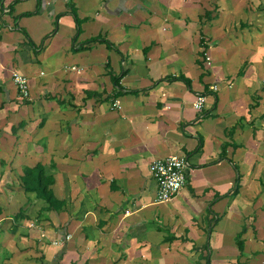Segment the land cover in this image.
<instances>
[{
    "label": "crops",
    "instance_id": "crops-1",
    "mask_svg": "<svg viewBox=\"0 0 264 264\" xmlns=\"http://www.w3.org/2000/svg\"><path fill=\"white\" fill-rule=\"evenodd\" d=\"M39 1L0 0V264H264V0ZM38 163L58 213L21 185Z\"/></svg>",
    "mask_w": 264,
    "mask_h": 264
},
{
    "label": "built area",
    "instance_id": "built-area-1",
    "mask_svg": "<svg viewBox=\"0 0 264 264\" xmlns=\"http://www.w3.org/2000/svg\"><path fill=\"white\" fill-rule=\"evenodd\" d=\"M205 56L208 62L211 61L208 55L205 54ZM12 79L18 89L20 99H29L31 93L28 78L18 71H13ZM212 91H218V87L214 86ZM207 99L208 97L205 93L198 94L193 103L195 110L198 112L203 111L206 107ZM112 107L113 109L121 110V106L117 102ZM190 169V162L184 155H172L164 159L154 160L151 164L150 171L157 183V196L155 201L157 203H165L179 195L187 183ZM67 238L69 239L70 236Z\"/></svg>",
    "mask_w": 264,
    "mask_h": 264
},
{
    "label": "trees",
    "instance_id": "trees-1",
    "mask_svg": "<svg viewBox=\"0 0 264 264\" xmlns=\"http://www.w3.org/2000/svg\"><path fill=\"white\" fill-rule=\"evenodd\" d=\"M38 9L36 13L40 11V1L38 0ZM74 16L76 18V22L78 26L81 25V21L78 19L77 15L74 13ZM211 16L209 12H206L204 14V18H207ZM24 34L27 35V33L23 30ZM97 39L91 40L89 43L97 42ZM106 42V41H105ZM108 45H110L108 42H106ZM202 47L205 48L202 52L205 53L207 49V45L204 44V38L201 40ZM180 80H183L186 84L190 85V82L188 79L184 77H180ZM114 83L118 84L117 78H114ZM201 149V144L198 148V151ZM223 152L225 151V146H223ZM23 176L21 177V185L26 193H35L37 198L40 200H43L47 204V210L49 212H60L65 207V202L63 200H59L52 189V186L55 184V179L52 175H48L46 173L45 167L43 164L38 163L34 167H26L23 172ZM239 186H237L233 194H238ZM240 236H238V245L240 246ZM207 264H211L210 261L207 262Z\"/></svg>",
    "mask_w": 264,
    "mask_h": 264
},
{
    "label": "rangeland",
    "instance_id": "rangeland-1",
    "mask_svg": "<svg viewBox=\"0 0 264 264\" xmlns=\"http://www.w3.org/2000/svg\"><path fill=\"white\" fill-rule=\"evenodd\" d=\"M205 58H206V56H205ZM19 98H20V97H19ZM21 100H22V99H21ZM236 217H238V216L235 215V218H236ZM238 218H239V217H238Z\"/></svg>",
    "mask_w": 264,
    "mask_h": 264
}]
</instances>
